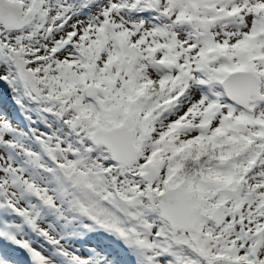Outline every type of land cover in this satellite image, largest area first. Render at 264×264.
Masks as SVG:
<instances>
[{
    "label": "snow or ice",
    "instance_id": "obj_1",
    "mask_svg": "<svg viewBox=\"0 0 264 264\" xmlns=\"http://www.w3.org/2000/svg\"><path fill=\"white\" fill-rule=\"evenodd\" d=\"M0 264H264V0H0Z\"/></svg>",
    "mask_w": 264,
    "mask_h": 264
},
{
    "label": "trees",
    "instance_id": "obj_2",
    "mask_svg": "<svg viewBox=\"0 0 264 264\" xmlns=\"http://www.w3.org/2000/svg\"><path fill=\"white\" fill-rule=\"evenodd\" d=\"M11 103H12V102H11V100H10V98H9L8 96H7V99H4V97H2V96L0 95V111L7 109L10 115L16 116L18 119H20V118L14 113L12 107L10 106ZM12 105L14 106L13 103H12ZM14 107H15V106H14ZM20 120H22V119H20Z\"/></svg>",
    "mask_w": 264,
    "mask_h": 264
},
{
    "label": "rangeland",
    "instance_id": "obj_3",
    "mask_svg": "<svg viewBox=\"0 0 264 264\" xmlns=\"http://www.w3.org/2000/svg\"><path fill=\"white\" fill-rule=\"evenodd\" d=\"M0 95H1L2 97H4V99H7V95L3 94L2 92H0ZM10 106L12 107L14 113H15L20 119H23L22 117H20V116L18 115V112H17L16 108L12 105V103H11Z\"/></svg>",
    "mask_w": 264,
    "mask_h": 264
}]
</instances>
